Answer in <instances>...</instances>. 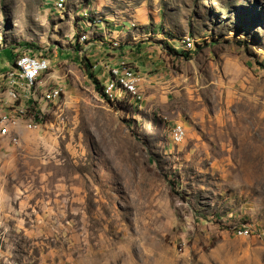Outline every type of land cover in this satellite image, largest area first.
<instances>
[{
	"label": "rangeland",
	"instance_id": "obj_1",
	"mask_svg": "<svg viewBox=\"0 0 264 264\" xmlns=\"http://www.w3.org/2000/svg\"><path fill=\"white\" fill-rule=\"evenodd\" d=\"M25 52L62 91L0 152V264H264V0H0V73ZM121 57L109 104L84 63Z\"/></svg>",
	"mask_w": 264,
	"mask_h": 264
},
{
	"label": "bare ground",
	"instance_id": "obj_2",
	"mask_svg": "<svg viewBox=\"0 0 264 264\" xmlns=\"http://www.w3.org/2000/svg\"><path fill=\"white\" fill-rule=\"evenodd\" d=\"M63 8V2L57 3V9L63 10ZM99 22L102 24L101 21ZM87 39V36L82 37L83 41ZM182 43L186 51L195 50V41L192 38L186 37ZM109 46L119 47V43L114 42ZM12 63L10 68L0 73V149L13 146V142H16V146L20 145L21 138L18 132L21 128L36 131L41 126L39 123L41 120H37L39 116H36L39 110L36 108L56 100L62 91L61 89L52 90L41 101L42 94L36 91V87L41 77L51 69L50 60L42 55L25 52L18 54ZM28 64L34 69L33 73L27 77L25 75L28 72ZM107 76L102 85V93L109 102L119 104L127 98L135 101L142 100L139 89L143 80L142 76L126 57H121L117 63H114L109 68ZM107 91L109 93H106ZM171 133V139L175 143H181L186 135L185 128L181 125L174 126ZM239 235L250 234L245 230L240 231Z\"/></svg>",
	"mask_w": 264,
	"mask_h": 264
},
{
	"label": "trees",
	"instance_id": "obj_3",
	"mask_svg": "<svg viewBox=\"0 0 264 264\" xmlns=\"http://www.w3.org/2000/svg\"><path fill=\"white\" fill-rule=\"evenodd\" d=\"M187 52H189V51H187ZM88 63L87 62L84 63L85 64V69H86L87 75L89 76V78L95 84L96 89L102 92V86H101L100 82L97 80V78L95 77L94 73L92 72V66H90ZM108 103L111 104L110 102H108Z\"/></svg>",
	"mask_w": 264,
	"mask_h": 264
},
{
	"label": "built area",
	"instance_id": "obj_4",
	"mask_svg": "<svg viewBox=\"0 0 264 264\" xmlns=\"http://www.w3.org/2000/svg\"><path fill=\"white\" fill-rule=\"evenodd\" d=\"M33 69H34V67L32 65L28 64V72L25 76L28 77L29 75H31L33 73ZM106 93H109V91H107ZM13 146H16V142H13ZM248 232L250 233V231H248Z\"/></svg>",
	"mask_w": 264,
	"mask_h": 264
},
{
	"label": "crops",
	"instance_id": "obj_5",
	"mask_svg": "<svg viewBox=\"0 0 264 264\" xmlns=\"http://www.w3.org/2000/svg\"><path fill=\"white\" fill-rule=\"evenodd\" d=\"M26 131H27V129L25 130V129H23V128H21L20 130H19V136H20V138H21V142H22V139H23V136H24V134L26 133ZM28 132V131H27ZM7 148H9V147H5V149H0V152L1 151H3V150H6Z\"/></svg>",
	"mask_w": 264,
	"mask_h": 264
}]
</instances>
